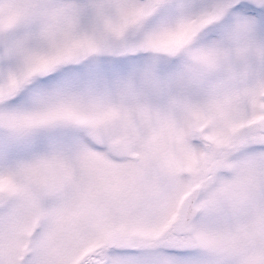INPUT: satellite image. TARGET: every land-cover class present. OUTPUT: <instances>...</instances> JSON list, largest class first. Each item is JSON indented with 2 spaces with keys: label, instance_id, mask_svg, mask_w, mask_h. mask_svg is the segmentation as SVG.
Returning a JSON list of instances; mask_svg holds the SVG:
<instances>
[{
  "label": "snow or ice",
  "instance_id": "1",
  "mask_svg": "<svg viewBox=\"0 0 264 264\" xmlns=\"http://www.w3.org/2000/svg\"><path fill=\"white\" fill-rule=\"evenodd\" d=\"M0 264H264V0H0Z\"/></svg>",
  "mask_w": 264,
  "mask_h": 264
}]
</instances>
